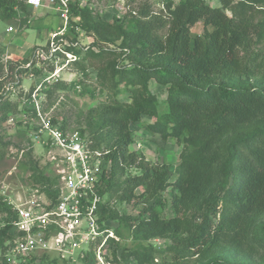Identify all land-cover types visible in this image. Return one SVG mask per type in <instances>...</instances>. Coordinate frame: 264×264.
<instances>
[{
    "label": "trees",
    "instance_id": "trees-1",
    "mask_svg": "<svg viewBox=\"0 0 264 264\" xmlns=\"http://www.w3.org/2000/svg\"><path fill=\"white\" fill-rule=\"evenodd\" d=\"M220 1L222 7L213 8L205 0H169L165 15H153L148 8L113 22L98 19L89 6L70 5L72 28L64 38L78 43L65 46L79 58L73 67L86 77L93 69L110 99L98 110L100 135L89 139L92 148L107 152L100 222L128 224L136 239L145 241L132 250L124 247L120 259L114 252L118 264H189L190 258L207 254L213 257L204 264H264V56L252 48L254 35L259 41L264 37L253 23L255 13L264 15V0ZM28 15L25 0H0L4 20L22 21ZM201 22L203 33L193 34ZM82 34L93 39L87 47L81 44ZM36 63L32 70L40 73ZM16 69L11 65L6 74L0 65V92ZM154 81L167 88L163 110L151 91ZM81 85L59 81L42 94L48 102L57 91L82 95ZM124 94L129 104L122 102ZM3 97L0 116L5 118L18 106ZM143 117L153 122L142 125ZM61 127L67 130L66 123ZM136 128L184 147L176 173L170 176L165 164L151 166L132 149ZM80 133L87 137L84 130ZM132 169L138 173L132 175ZM41 180L50 183L46 192L56 203L53 180ZM170 187L168 201L162 194ZM113 197L119 205L140 206L139 215L120 214L110 204ZM169 203L176 216L167 219L160 208ZM0 209L9 215L0 227V264H7L18 215L3 200ZM157 238L172 244L163 249L146 244ZM38 262L65 264L49 255L34 256L27 264ZM82 264H96L93 253Z\"/></svg>",
    "mask_w": 264,
    "mask_h": 264
},
{
    "label": "rangeland",
    "instance_id": "rangeland-1",
    "mask_svg": "<svg viewBox=\"0 0 264 264\" xmlns=\"http://www.w3.org/2000/svg\"><path fill=\"white\" fill-rule=\"evenodd\" d=\"M168 1L72 0V3H78L80 6H89L95 17L106 22H113L115 17L120 21H127L132 12L141 14L143 10L148 8L153 15H165ZM172 1L177 3L180 0ZM205 1L213 8L222 7L220 0ZM253 23L255 28L262 32L264 36V15L255 13ZM63 26V20L50 7L38 9L36 12L31 11L22 21L15 19L4 20L0 16V65L5 69L6 74H9L7 71L9 66H17L16 73L10 72V77L8 75V78L2 82L3 86L0 92V96H4L3 99L7 98L9 102L18 106L17 110L10 111L5 118L0 116V200L13 206L14 210H16V206L23 205L30 199L39 198L43 195L49 197L46 189H49L50 183L41 180L42 176L53 180L54 189L59 184L51 169L45 148L42 147L41 143L32 139V134L38 124V120L34 115V93L40 90V87H42L40 92L47 90L59 81L66 82V84L82 82L80 87L81 90H86L85 94L80 95L72 90L57 91L53 100L48 102V99L44 100V95H40L39 92L38 94L42 98L37 97V102L39 104L43 102L41 106V108L43 107V112L48 114L53 121H56L61 126L66 123V129L70 132L84 130L90 140H92L93 136L100 135V131L96 133L95 125L98 118V110L103 105H107L110 100L108 98L109 95L105 97L102 94L101 86L95 79L96 72L93 69L90 70V75L86 77L81 74L78 68L70 66L63 70L58 77L46 82L45 80L52 74L50 71L52 63L36 60L35 69L39 70L40 73L32 70L33 67H30L31 70L23 72L26 67L28 68L25 63L33 61L32 55L34 51L39 47L48 45L50 40L49 33L61 29ZM9 27H13V32H6ZM203 30L204 25L201 22L193 28L192 32L195 35H201ZM164 34V32L161 33L162 36ZM254 40L256 41L253 43V50L260 57L264 56V37L259 41L254 35ZM92 42L93 39L91 37H87L84 34L81 35V44L84 47L89 46ZM31 75H34V77H31ZM150 87L163 110L164 102L167 98V88L157 85L155 81L150 84ZM92 92L95 93V97L92 96ZM121 100L124 104L131 102L127 94L121 95ZM142 122V125H146L153 121L149 117H143ZM102 146L106 148V144ZM132 149L139 152L145 162L151 166L156 167L164 164L169 166L170 176L176 173L184 152V147L177 144L176 141L172 139L163 141L159 137L151 136L143 128L135 129V143ZM131 173L134 175L138 171L132 169ZM120 179L123 182L126 176L120 177ZM173 181L174 179L171 178L170 182ZM171 191L172 188H168L162 194V197L170 201ZM110 204L120 214L136 217L140 213V206L119 205L115 197L111 198ZM154 204V201H152L149 205ZM160 210L163 217L167 219L176 216L171 203L163 208L161 207ZM7 218H9V215L0 209V227L5 225ZM108 228L114 234L111 238L114 241L109 240L102 252L106 262L109 264H118L114 252H117V258L120 259L124 247L132 250L141 244H145L142 239H136L133 233L134 228L130 229L128 224L120 225L118 222H111ZM146 244L163 249L170 246L172 240L157 238ZM212 257V254H207L203 257L195 256L190 258L188 262L189 264H204L209 262ZM96 264H99L97 259ZM129 264H137V262L133 260Z\"/></svg>",
    "mask_w": 264,
    "mask_h": 264
},
{
    "label": "built area",
    "instance_id": "built-area-1",
    "mask_svg": "<svg viewBox=\"0 0 264 264\" xmlns=\"http://www.w3.org/2000/svg\"><path fill=\"white\" fill-rule=\"evenodd\" d=\"M25 1L34 10L50 7L64 23L51 35L48 45L37 48L32 55L33 61L52 63L54 71L45 80L48 82L79 60L65 47H78V43L64 38L65 32L67 34L72 28V0ZM13 30V27L8 28V32ZM32 62L27 66L31 67ZM77 89L80 91L81 87ZM40 90L33 95L38 124L32 139L41 143L48 154L59 183L56 187L58 197L54 204L43 195L16 206L18 217L12 230L16 237L6 254L7 264H27L32 257L41 255H49L65 264H82L89 253L95 255L97 263L109 264L102 250L114 234L107 223L100 222V206L104 198L99 192L101 175L108 168L107 152L92 148L89 139L79 131L70 132L62 129L60 124H54L43 112V102H37V97L42 98L38 94ZM42 91L40 95H43Z\"/></svg>",
    "mask_w": 264,
    "mask_h": 264
},
{
    "label": "crops",
    "instance_id": "crops-1",
    "mask_svg": "<svg viewBox=\"0 0 264 264\" xmlns=\"http://www.w3.org/2000/svg\"><path fill=\"white\" fill-rule=\"evenodd\" d=\"M28 9H29V12H36L37 10H34V9H32V8H30V7H28ZM52 11H54V10H52ZM20 18H22V15H20ZM30 22V21H29ZM30 24V23H29ZM60 29H58V30H56V31H52V32H50L49 33V37H51V35L53 34V33H56V32H58ZM6 32L7 33H11V32H8V29L6 30Z\"/></svg>",
    "mask_w": 264,
    "mask_h": 264
}]
</instances>
